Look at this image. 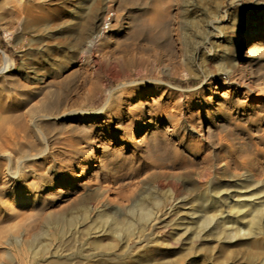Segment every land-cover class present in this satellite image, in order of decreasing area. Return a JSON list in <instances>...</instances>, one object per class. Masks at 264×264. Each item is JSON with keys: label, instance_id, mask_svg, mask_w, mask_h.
I'll return each mask as SVG.
<instances>
[{"label": "rangeland", "instance_id": "1", "mask_svg": "<svg viewBox=\"0 0 264 264\" xmlns=\"http://www.w3.org/2000/svg\"><path fill=\"white\" fill-rule=\"evenodd\" d=\"M7 1L0 9V52L11 64L0 72V125L13 135L0 137L1 237L29 240L48 230L43 239L52 248L40 257L39 246L20 247L10 261L0 255V264H141L145 258L148 264H252L246 252L264 244L262 236L224 244L203 218L215 214L234 227L237 212L227 209L237 197L264 201V0ZM154 18L163 22L151 31ZM135 24L147 31L137 32ZM101 30L104 37L89 47ZM254 40L261 52L251 53ZM14 193L35 196L36 203L13 221L3 204ZM214 196L224 203L223 215ZM141 198L173 204L171 214L144 228L134 205ZM83 206L93 208L88 223L61 243L60 253L54 225L48 229L45 220L81 219ZM28 209L41 218L25 220ZM100 212L131 222L120 239L100 237L102 245L118 246L110 255L85 237L89 225L108 231L96 219Z\"/></svg>", "mask_w": 264, "mask_h": 264}, {"label": "bare ground", "instance_id": "2", "mask_svg": "<svg viewBox=\"0 0 264 264\" xmlns=\"http://www.w3.org/2000/svg\"><path fill=\"white\" fill-rule=\"evenodd\" d=\"M131 3L130 4H132L133 2H135V0H131L130 1ZM8 4V1L7 0H0V9L3 7V6H6ZM133 6V5H132ZM4 8V7H3ZM131 8V7H130ZM160 19V18H159ZM159 19H152V23L151 24H149V27H151L150 28V30L152 31V29H154L155 27H157L159 24L161 25V23L163 22V21H161V20H159ZM159 20V21H158ZM160 21H161V23H160ZM159 25V26H160ZM145 25L143 26L142 24H135L134 26H133V29L134 30H136L137 32H144V31H147V30H145ZM150 30L148 31V32H150ZM102 31V30H101ZM100 32V31H99ZM263 32V31H262ZM103 34H104V31H102V33H99L98 35H96L92 40H90L89 42H88V46L89 47H93L100 39H102L104 36H103ZM258 34V33H257ZM256 39L255 40H257V38L258 37H255ZM254 40V42L252 43V45L251 46H249L250 47V51H251V53H254L255 51H258V52H261V51H259L260 49H261V46H260V44L259 43H257L256 41ZM177 48V47H176ZM264 49V48H263ZM239 52H240V47H238V52H237V54L239 55ZM263 52V51H262ZM250 53V54H251ZM254 55V54H253ZM248 57V56H247ZM0 61H2L3 63H4V67L0 70V72L1 73H5L6 71H7V68L9 67V65L11 64V58L7 55V54H5L4 52H0ZM247 64V63H246ZM246 68V67H245ZM247 70V69H246ZM245 70V71H246ZM244 71V70H243ZM251 71V70H250ZM251 74V73H250ZM250 76V75H249ZM253 76H254V74H253ZM251 78V77H250ZM40 110H41V108H40ZM44 111V110H43ZM46 111V110H45ZM44 111V112H45ZM49 111V110H48ZM47 111V112H48ZM46 112V113H47ZM45 113V115H43V119L45 118V117H47V115H48V113L46 114ZM50 116V115H49ZM31 121V123H33L32 122V120H30ZM13 134H12V132H11V135H10V133H9V130H8V128L6 129V127H5V125H0V137L1 136H6V137H11ZM167 143V142H166ZM165 143H163V145H164ZM162 150V149H161ZM166 150V149H165ZM0 151H1V145H0ZM164 151V150H163ZM171 152V151H170ZM159 153H161L160 151H159ZM158 153V154H159ZM166 153V152H165ZM164 153V154H165ZM177 153V152H176ZM167 154V153H166ZM168 154H169V152H168ZM174 154H175V151H174ZM8 155H12L11 153H8ZM170 155V154H169ZM172 155V154H171ZM167 156V155H166ZM165 156V157H166ZM162 157V156H161ZM168 157H171V156H168ZM35 158V157H34ZM172 158V157H171ZM163 160V159H162ZM167 160H169V159H167ZM172 160V162H173V159H171ZM217 161V160H216ZM222 161V160H221ZM164 163H165V161H164ZM163 163V164H164ZM229 163V162H228ZM166 164V163H165ZM173 165V164H172ZM227 165V164H226ZM176 166V165H175ZM213 166H214V163H213ZM217 166V165H216ZM229 166H231V163L229 164ZM234 166V165H233ZM235 166H236V164H235ZM160 167H162V169H164L163 168V166H160ZM185 167V166H184ZM183 167V168H184ZM228 167V166H227ZM236 167H238V166H236ZM175 168V167H174ZM177 168V167H176ZM175 168V169H176ZM182 168V167H181ZM186 168V167H185ZM184 168V169H185ZM213 168V167H212ZM214 168H215V166H214ZM210 170L212 171V169H211V167H210ZM248 170V169H247ZM208 172H209V170H208ZM213 172V171H212ZM249 172H250V170H249ZM164 174V173H163ZM166 174H168V173H166ZM170 174V173H169ZM201 175V174H200ZM208 175V174H207ZM167 176V175H166ZM171 176H172V173H171ZM202 176V175H201ZM210 176V175H209ZM209 176H208V180H211L210 178H209ZM250 176V175H249ZM15 177L16 178H18L19 177V175H18V173H16L15 174ZM174 177H177V176H173V178L172 179H174ZM215 177H216V175H215ZM15 178V179H16ZM168 178H169V176H168ZM205 178H207V177H205ZM214 178V177H213ZM200 179V178H199ZM202 179V178H201ZM200 179V180H201ZM167 180V179H166ZM168 181V180H167ZM215 181H217L216 180V178H215ZM73 182V181H72ZM174 182H178V181H173L172 183H174ZM161 183V182H160ZM179 183H180V181H179ZM170 184H171V182H170ZM175 184V183H174ZM210 184V183H209ZM212 184V183H211ZM216 184V183H215ZM162 185V184H161ZM168 185H169V181H168ZM207 185V184H206ZM165 186V188H166V186L167 185H164ZM175 186H177V185H175ZM210 186V185H209ZM217 186V185H216ZM216 186H214V187H216ZM66 187V186H65ZM163 187V186H162ZM180 187V186H179ZM181 187H182V185H181ZM196 187V186H195ZM213 187V186H212ZM102 188V187H101ZM169 188H170V186H169ZM172 188H175L174 187V185L172 186ZM199 188H200V186H199ZM217 188V187H216ZM219 188V187H218ZM217 188V189H218ZM63 189V188H62ZM164 189V188H163ZM168 189V188H167ZM205 189H208V188H205ZM169 190V189H168ZM167 190V191H168ZM175 190V189H174ZM174 190H169V191H174ZM212 190H213V188H212ZM211 190V191H212ZM219 190V189H218ZM105 191H107V190H103V192L105 193ZM166 191V189H165V191L164 192H167ZM169 191L167 192L168 194H169ZM205 191V190H204ZM210 191V190H209ZM60 192H62L61 191V189H57V191L55 192V194L57 195L58 193H60ZM101 192V191H100ZM216 192V191H215ZM34 193V192H33ZM107 193V192H106ZM172 193V192H171ZM204 193V192H203ZM219 193V192H218ZM218 193H216V196L218 195ZM10 194V193H9ZM103 194V193H102ZM211 194H213V193H211ZM61 195V194H60ZM176 195V194H175ZM202 196H203V194H201ZM200 195V196H201ZM213 195H215V193L213 194ZM220 195V194H219ZM51 196V195H50ZM173 196V195H172ZM176 196H178V195H176ZM204 196H205V194H204ZM210 196V195H209ZM6 197V196H5ZM9 197V196H8ZM98 197V196H97ZM167 197H169V198H171L170 196H168L167 195ZM175 197V196H174ZM215 197V196H214ZM218 197V196H217ZM228 197V196H227ZM231 197V196H230ZM11 198H12V202H10L11 204H7V203H5L4 201V204H3V202H2V204L6 207V209H8V211L10 212V216H12L13 218V221H14V219H16L19 215L18 214H20V211L22 212V210L24 209V207H29V206H31V205H34L35 203H36V197L35 196H25V195H23V194H21V193H14L13 195H11ZM85 198V197H84ZM143 198V197H142ZM140 199L139 201H138V203H134V205H138V207H139V218L141 219V220H144L145 222H146V224L144 223V221H143V223L145 224V226H143L144 228H152L153 226H155V224H157V222H159L162 218H164L165 216H167L168 214H171L170 212H171V210H172V208H173V204H171V203H169V205L168 206H163L162 205V200H153V201H149V202H146L144 199ZM145 199H147L146 197H144ZM178 198H179V196H178ZM235 198V197H234ZM238 198V197H237ZM235 199L233 202H232V204L231 205H229L230 206V208H231V210H229V209H227L228 210V212L229 211H232V210H234L235 212H237V215L236 216H234V215H231L230 213H232V212H229V215H231L232 216V218H234L235 220V223H236V226H234L233 227V223L231 224V226H228V223L227 222H225V223H223V219L221 218V217H216V216H212L211 218H209V217H207V219H205V218H203L204 220H205V223H206V225L208 226V225H210V224H215L214 225V230L215 229H217L216 230V236H214L215 238H216V240H220L222 243L224 242V244L228 241V243L229 242H231L232 240H234L235 238H241V237H247V238H249V237H255V236H262L263 238H264V222L262 223L261 221H262V219L264 220V218H263V215H264V201H259L260 199L258 198V197H252V198H246V199H243V198H241V199ZM239 198H240V196H239ZM7 199V198H6ZM38 199V198H37ZM86 199V198H85ZM100 199V198H99ZM104 199H105V197H104ZM153 199H157V198H153ZM167 199V198H166ZM184 199V198H183ZM201 199V198H200ZM211 199H214V198H211ZM80 200H81V198H80ZM150 200V199H149ZM168 200V199H167ZM172 200V199H171ZM182 200V199H181ZM181 200H180V202H181ZM202 200H204V199H202ZM209 200V199H208ZM207 200V203H209V201ZM215 200L217 201L216 203H220V204H218V205H220V207H219V211H220V213H221V215H223V213H222V211L221 210H223V208L225 207L224 206V203H221L220 201H218V200H220V199H217L216 197H215ZM230 200V199H229ZM264 200V199H263ZM1 201V200H0ZM43 201V200H42ZM101 201V200H100ZM133 201H135V200H133ZM175 201L176 200H174V203H175ZM199 201H201V200H199ZM212 201V200H211ZM228 200H225V202H227ZM86 202V201H85ZM172 202V201H171ZM182 202H183V200H182ZM214 202V201H213ZM231 202V201H230ZM167 203H168V201H167ZM173 203V202H172ZM178 203V202H177ZM176 203V204H177ZM199 203V202H198ZM198 203L196 204V205H198ZM201 203V202H200ZM215 203V202H214ZM229 203V202H228ZM42 204V203H41ZM44 204H45V202H44ZM91 204V203H90ZM97 204V203H96ZM133 204V203H132ZM183 204H184V202H183ZM211 204V203H210ZM227 204V203H226ZM101 205V204H100ZM208 205V204H207ZM213 205V204H212ZM3 206V209L5 208ZM79 206V205H78ZM91 206V205H90ZM193 206H195V204L193 205ZM200 206V205H199ZM82 207V206H81ZM101 207V206H100ZM198 207V206H197ZM201 207V206H200ZM202 207H204V206H202ZM221 207H223V208H221ZM1 208V207H0ZM135 208V207H134ZM195 208V207H194ZM205 208V207H204ZM206 208H207V206H206ZM211 208V207H210ZM221 208V209H220ZM228 208V207H227ZM6 209H5V211H6ZM43 209V208H42ZM83 209H84V213H83V216H82V218L80 219L79 217H73L72 215H70L68 218L67 217H62V218H60V215H59V217L58 216H54V215H52L53 217H50V218H47L45 221H46V224H47V227H48V229H53V225H54V234H56L57 235V238H56V243H57V245L54 247V248H56V250H57V248H58V251L59 250H61V249H59V247L61 246V243H63V242H65V241H69L70 240V237L72 236V235H80L81 234V232H82V229L84 228V227H86V224H85V226H83L84 225V222L85 221H87V223H88V215H89V212L90 211H92L91 209H93V208H90L89 206H83ZM38 210V209H37ZM36 210V212H30V209H28V210H26L27 211V213H25V212H23L25 215H24V219L25 220H28V219H30V218H32V217H34V216H39L40 218H41V216H40V212L39 211H37ZM40 210V209H39ZM94 210H96V208H94ZM100 210V209H99ZM204 212L206 211L205 209H202ZM208 210V209H207ZM216 210V209H215ZM25 211V210H24ZM41 211V210H40ZM42 211H44V210H42ZM193 211V210H192ZM198 211H200V210H198ZM210 211H211V209H210ZM219 211H217V213L219 212ZM226 211V210H225ZM93 212V211H92ZM94 212H97V211H94ZM128 212H129V209H128ZM136 212V211H135ZM138 212V211H137ZM211 212H214V210L213 211H211ZM216 212V211H215ZM8 213V212H7ZM125 213H126V211H125ZM132 213V212H131ZM193 213V212H192ZM22 214V213H21ZM44 214V213H43ZM72 214V213H71ZM79 214V213H78ZM206 214V213H205ZM212 214V213H211ZM23 215V214H22ZM61 215H62V213H61ZM67 215V214H66ZM220 215V214H219ZM218 215V216H219ZM227 215H228V213H227ZM228 215V216H229ZM3 216V215H2ZM43 216V215H42ZM47 216V215H46ZM77 216V215H76ZM94 216V215H93ZM132 216V215H131ZM170 216V215H169ZM210 216V215H209ZM247 216H250V218L248 219V221L245 223L244 222V220L247 218ZM21 217H23V216H21ZM38 217V218H39ZM44 217V216H43ZM136 217H137V214H136ZM204 217H206L205 215H204ZM230 217V216H229ZM19 218V217H18ZM37 218V219H38ZM46 218V217H45ZM93 218V217H92ZM119 218H120V216H119ZM123 218V217H122ZM121 218V219H122ZM125 218V217H124ZM215 218H217V219H215ZM228 218V217H227ZM20 219V218H19ZM96 219H98L99 221H101L102 223H104V224H109L110 226H109V229H108V231H106V230H102V231H97V230H95V228H93V231H91L90 230V227L92 226V225H89V226H87L88 227V229L86 228L85 229V237L87 238V237H90V236H93V241L90 243V246H92V247H94V249L96 250V251H101V252H106L108 255H110V253H108L112 248H117V247H112V246H110V245H113L114 244V240L112 241L113 242V244H110V245H108V246H104V245H102V243L104 242L103 241V239H101L100 240V237H102L103 235H105V232H108V234H110L112 237H116V238H119L120 239V236H121V234H122V232L123 231H127V230H129L128 229V227H130L131 226V222H130V219L128 220V221H126V222H122V220L120 221L119 219L117 220L116 218H114V217H112V215L110 216V215H104V214H102L101 212L100 213H97L96 214ZM127 219V218H126ZM202 219V222H204V220ZM21 220H22V218H21ZM40 221H43V220H41V219H39ZM216 220V221H215ZM225 220V219H224ZM247 220V219H246ZM1 221V220H0ZM20 221V220H19ZM231 221V220H230ZM28 224L30 223V222H27ZM147 223H149V225H147ZM220 223H223V225L222 224H220ZM23 224V223H22ZM27 224V228L29 229V226H31L32 225V222H31V224L30 225H28ZM35 224V223H34ZM43 224V223H42ZM222 225V226H220L219 228L217 227V225ZM14 225H16L15 224V222H14ZM20 225V224H19ZM19 225H17V226H19ZM147 225V226H146ZM158 225V224H157ZM159 225H160V223H159ZM204 225V224H203ZM206 225H204V226H206ZM218 225V226H219ZM9 226V225H8ZM42 226V225H41ZM20 227V226H19ZM210 227V226H209ZM24 228V227H23ZM31 228V227H30ZM44 228V227H43ZM205 228H207V227H205ZM3 228L1 227L0 228V239L1 240H3V236L1 237V235H2V230ZM203 229V228H202ZM212 229V228H211ZM250 229V230H249ZM145 230V229H144ZM204 230H206V229H204ZM209 230V229H208ZM213 230V229H212ZM249 230V231H248ZM26 231V230H25ZM52 231V230H51ZM73 231V232H72ZM28 232H29V230H28ZM34 232V231H33ZM40 232V233H39ZM138 232V231H137ZM142 232V231H141ZM151 232H152V230H151ZM209 232V231H208ZM53 233V232H52ZM213 233H214V231H213ZM213 233H212V235H213ZM151 234V233H150ZM211 235V234H210ZM215 235V234H214ZM20 236V235H19ZM51 236V232H49L48 233V230L47 231H38V233H35V234H33L32 235V237H31V239H27V238H25L24 240L23 239H21L20 237H15L14 239H6V240H3V241H1L0 240V255L1 256H5V257H7V260L8 261H10L11 260V257H12V253L13 252H18V251H16L18 248H20V247H25L26 246V250H29V252L30 251H32V250H35L36 251V248L39 246V248L37 249V253H36V255L37 256H40V257H43L44 255H46V254H48L49 253V251H50V248H52V245H51V241L50 240H44L43 238H48V237H50ZM135 236V239H137V242H138V244H143V242H145L144 240V238H142V234H140V233H137V234H135L134 235ZM5 237V236H4ZM23 237V236H22ZM213 237V236H212ZM213 237V238H214ZM85 238V239H86ZM145 238H146V236H145ZM53 239V238H52ZM75 240V239H74ZM78 240V239H77ZM88 240V239H87ZM90 240V239H89ZM214 240V239H213ZM54 241V240H53ZM101 241H103V242H101ZM110 241V242H111ZM116 241V240H115ZM120 241V240H119ZM111 242V243H112ZM39 243V244H38ZM75 243V242H74ZM88 243V242H87ZM86 243V244H87ZM146 244V243H145ZM51 247H50V246ZM84 245V244H83ZM117 245V244H116ZM110 246V247H109ZM64 247V246H63ZM82 247V246H81ZM35 248V249H34ZM25 249V248H24ZM65 249V248H64ZM68 249V248H67ZM70 250V249H69ZM78 250V249H77ZM81 250V249H80ZM58 251H55L54 252V250H53V255H52V257H54L55 256V254H56V252H58ZM108 251V252H107ZM60 252V251H59ZM62 252H65V250L63 251L62 250ZM70 252H72V250L71 251H69V254H70ZM82 252V251H81ZM87 252V251H86ZM116 252V251H115ZM123 253H115V254H113L114 256V258L112 259V260H116V259H118V256H122V255H124V254H126L127 252L126 251H122ZM61 253V252H60ZM66 254H64V255H67V253L68 252H65ZM82 254H84V253H82ZM35 255V254H34ZM49 255V254H48ZM94 255V254H93ZM99 255H101V254H99ZM45 257V256H44ZM71 257V256H70ZM57 258V257H56ZM61 258V257H60ZM64 258V257H63ZM67 258V257H66ZM148 258V257H147ZM246 258H247V260L248 261H250V262H252V264H264V244H262L260 247H257L256 249H252V250H248L247 252H246ZM13 259V258H12ZM51 259V258H50ZM53 259V258H52ZM65 259V258H64ZM65 261V260H64ZM139 263H147L148 262V259H140L139 261H138ZM148 264V263H147Z\"/></svg>", "mask_w": 264, "mask_h": 264}]
</instances>
